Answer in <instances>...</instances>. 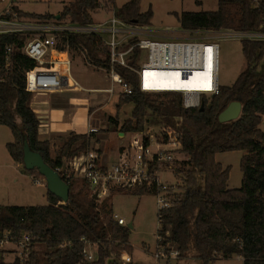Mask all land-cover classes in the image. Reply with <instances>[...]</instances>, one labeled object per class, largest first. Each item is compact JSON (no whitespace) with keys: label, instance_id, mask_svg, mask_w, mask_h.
I'll return each instance as SVG.
<instances>
[{"label":"trees","instance_id":"1","mask_svg":"<svg viewBox=\"0 0 264 264\" xmlns=\"http://www.w3.org/2000/svg\"><path fill=\"white\" fill-rule=\"evenodd\" d=\"M100 5V0H77L65 5L60 16L74 23L92 24V13ZM140 5L141 0H130L116 16L128 24L148 26L153 17L151 8L141 12ZM20 15L38 20L56 18L22 11ZM180 22L183 30L191 32L234 25L239 30L264 31V0L258 7L250 0H220L215 11L183 12ZM2 44L16 48L9 64L0 58V125L9 127L15 138L7 150L14 162L23 165L24 146L28 145L55 170L87 151L95 134L71 133L53 159L50 142L39 138L40 121L30 107L33 94L26 90V73L36 64L20 51L23 38L1 35ZM68 44L83 52L90 65L108 72L113 68L132 87V94H122L118 101V110L134 105L132 119L121 128L123 133L143 131L145 122L152 120L174 123L183 134V152L188 156L183 164L188 169L183 170L185 185L176 205L159 218L162 235L170 227L171 236L164 243L175 244L181 258L193 252L201 264L237 255L243 257V264H264V133L260 128L264 117V41H241L246 68L232 86H220L217 95L204 97V110L185 109L179 93L152 96L140 91L137 74L119 64L112 66L110 51L96 35H71ZM139 55L140 50L135 49L128 59L130 67H138ZM234 101L242 104L239 119L221 123L219 115ZM109 121L118 127L116 118ZM234 151L246 152L240 165L242 185L228 189L230 167L218 163L216 155ZM195 172L202 177L200 183ZM72 189L65 204L48 191L45 206H0V226L17 234L39 236L47 249L44 264H88L83 256L87 242L98 246L93 264H122L114 254L128 247L129 228L111 219L104 222L97 200ZM63 243L66 245L60 247ZM28 264H38L37 252L32 253Z\"/></svg>","mask_w":264,"mask_h":264},{"label":"built area","instance_id":"2","mask_svg":"<svg viewBox=\"0 0 264 264\" xmlns=\"http://www.w3.org/2000/svg\"><path fill=\"white\" fill-rule=\"evenodd\" d=\"M16 1L8 0L7 6L0 14V36L23 38L20 51L36 64L35 68L26 73V90L33 95L83 90L72 76L68 38L71 35L93 34L100 37L103 46L110 51L112 66L119 64L137 74L139 89L144 93L171 92L148 89V85L153 87L157 82L153 76L147 77V74L153 71H175L186 79L196 71L203 72L208 69L210 74L206 77H210L211 90L187 87L182 91H173L182 95L185 109H199L205 95H217L220 91V38L239 42L264 41V31L239 29H203L195 31L204 35L201 38L159 41L151 38L145 26L128 24L116 15L100 24H79L61 17L43 20L23 17ZM250 1L254 7L259 6L260 0ZM135 49L140 50V55L147 54L146 61L139 63L137 68L128 65V59L133 56ZM15 51L14 45L2 44L0 58H4L9 64L11 54ZM109 73L112 83L123 88L122 94H132V87L127 85L113 68ZM110 92H113V88ZM145 126L147 128L143 131L134 132L137 136L120 149L114 164H101L100 151L96 148L72 157L55 170L70 187L76 182L86 186L90 197L97 195V198H106L119 191L153 194L157 199L159 219L163 211L173 208L177 203L178 196L172 193L173 186L164 180L166 173L160 168L170 167L176 155L183 152V134L164 122L147 120ZM156 128L159 130L157 133L153 131ZM260 128L264 133V117ZM97 133L99 129L93 128L88 136ZM170 169L173 173V169ZM111 218L119 226L126 227L124 218L115 213H112ZM169 233L170 230H167L164 236L161 234V228L158 231L153 254L157 261L174 260L180 256L175 244L164 243V239L169 238ZM40 239L31 233L17 234L0 226V264H28L36 246L41 243ZM65 245L66 243H63L60 247ZM97 251V244L87 242L83 250L84 261L93 264ZM121 262L131 264L132 257L122 255Z\"/></svg>","mask_w":264,"mask_h":264},{"label":"rangeland","instance_id":"3","mask_svg":"<svg viewBox=\"0 0 264 264\" xmlns=\"http://www.w3.org/2000/svg\"><path fill=\"white\" fill-rule=\"evenodd\" d=\"M77 0H20L18 6L23 11L28 12L29 14H50L54 17H57L60 12L63 10V7L71 2ZM220 0H141V10L143 12L148 11L151 8L152 11V20L150 25L146 28L148 29L149 35L154 40L159 41H176V40H187V39H197L201 38L204 35L196 32L183 30L182 24L180 22V15L183 12H199V11H215L218 8V3ZM124 0H100V8L96 12L92 13L93 24H100L110 19L113 15H116L118 8L123 4ZM8 4V0H0V14L4 11L5 7ZM117 5V6H116ZM150 27V28H148ZM237 26H233L230 30H236ZM220 63H219V84L220 86H230L232 85L239 74L246 67V60L242 53L241 43L236 40L220 38ZM70 55L72 57V75L73 77L81 84L87 85L92 84L96 86H105L107 81H110L111 73H108L102 69H98L90 65L83 52L79 49H70ZM146 53L139 55L137 65L139 63L146 61ZM264 65V59L261 64V68ZM108 79H107V78ZM116 94L114 98L106 102V99L102 95L94 97L93 94H88L85 92L74 93L72 91L63 90L61 93H64V96L68 97H82L90 102H98L104 99L103 107L91 118L92 121H99V133L94 135L93 139L90 142L89 149H96V144H99L102 141L105 151H112V159L110 162H114L115 152L122 146H126L135 136L134 132L125 133V137L122 135L119 138V134L123 133L121 128L125 122L132 119V111L134 108L133 104H127L118 110V97L122 95L123 88L120 85H115ZM119 93V94H118ZM155 94H164V93H147V95ZM51 97L52 94H46ZM213 95H205V98H211ZM203 97V98H204ZM101 106V105H100ZM117 117L118 127H115L109 119L111 117ZM162 122V121H161ZM164 124L173 126L177 129V125L174 123H168L164 121ZM147 128V126H144ZM154 132H159L158 128L153 130ZM88 135V134H87ZM101 135V136H100ZM10 130L6 126H0V194L5 193L12 194L13 190L16 189L18 184L16 181L19 177V174L25 172L35 175V177L40 178L44 182V187L46 186V179L37 171H28L25 166L16 167L15 164L11 162V157L8 153V150L5 147V144L9 141ZM63 140L59 137H56L54 141L55 148L51 149L52 158L54 159L57 156L58 150L63 145ZM121 147V148H122ZM108 149V150H107ZM243 157L242 151L234 152H225L219 153L216 155V161L224 167H230V177L228 185L231 189L240 188L242 185L243 174L241 171V160ZM188 160L186 153L181 152L176 155L175 161L170 165V167H161L160 169L166 173L164 180H167L173 187L172 193H175L176 197L181 193V187L185 185V171L187 166L183 163ZM13 168L9 167L10 164ZM8 164V166H7ZM10 165V166H11ZM173 169V173L169 170ZM176 169V171H175ZM182 171V173H179ZM196 179L200 183L202 178L198 172H195ZM20 181L26 182L29 185H36L32 178H20ZM17 185V186H16ZM31 185V186H32ZM4 187V189H1ZM32 188L40 191H45L46 188ZM72 190L77 193L78 191L82 192L83 195H89L87 187L76 182L72 186ZM2 190V191H1ZM144 195L136 194L132 191H120L113 192L109 195L110 204L98 203V208L101 209L102 220L106 223L110 221L111 218V208L113 213L119 215L125 219L126 227L132 224V228H129V245L127 248H122V250H116L118 253L114 255L118 259L122 255H130L133 257L134 262L131 264H200L194 253H190L187 257L177 259H170L165 261H157L154 257V252L157 245V234L161 228L158 219V206L157 199L153 194ZM90 196V195H89ZM36 203L46 204V199L42 198V194H37ZM28 202V201H27ZM195 214L194 216L196 215ZM170 230V227H168ZM171 233L167 237H170ZM170 244L174 245L170 242ZM35 251L38 253V264H44L46 262L45 253L47 252L46 245L44 243H39ZM115 251V252H116ZM212 264H243V262L237 257L232 259H218Z\"/></svg>","mask_w":264,"mask_h":264},{"label":"crops","instance_id":"4","mask_svg":"<svg viewBox=\"0 0 264 264\" xmlns=\"http://www.w3.org/2000/svg\"><path fill=\"white\" fill-rule=\"evenodd\" d=\"M19 1L20 0L16 1L17 6L19 4ZM129 1L130 0H124L123 4H121L120 6H117V5L116 6L119 9L125 3L129 2ZM115 2H116V0H115ZM18 9L24 13H28L26 11H23L20 8V6H18ZM141 12H143V11L141 10ZM36 15H39V14H36ZM92 18H93V16H92ZM148 28H150V27H148ZM241 49H242V45H241ZM93 67H95V66H93ZM98 69H101V68H98ZM104 71H106V70H104ZM106 72H108V71H106ZM109 78H110V81L109 82L107 81L108 84L105 86H96V85H92L89 83L87 85H81L74 78L80 84V86L82 87L83 90H78V91L70 90V91H72L74 93L85 92L88 94H93L94 97H97L98 95H102L104 97V99H106V101H105V103H106V102L111 101L116 94V87H115L116 84L112 83L111 77H109ZM232 85H230V86H232ZM112 88H113V92H110V90ZM121 92L122 91H120L119 93H121ZM46 94H52V95L50 97L49 95H46ZM104 99L100 100L98 102H90L89 100H86L82 97H75V98H73L72 96L66 97V96H64V93H61V91L53 92V93L34 94L32 97V100L30 102V107L32 108V110L34 111V113L36 114L37 118L40 121V126H39V138H40V140L49 141L51 144V149H53V148H55V145L53 143H54L56 137L61 138L64 141L63 142V144H64L67 141V139L71 133L86 134L87 135L90 133V130L93 128L100 129L99 128V121L98 120L92 121L91 118L99 111V109L101 107H103ZM119 99L120 98L118 97V100ZM117 117L118 116H116L115 118L117 119ZM0 126H2V125H0ZM9 130H10L9 141H11L12 139L13 140L11 142H8L5 144L6 149H7V144L13 143L15 141L14 135H13L10 128H9ZM122 134L125 137V133H120L119 138L122 137ZM95 135H98V133ZM93 138L94 137H92V139ZM101 144H102V141H100L99 144H96V146H95L100 151V155H101L100 163L103 165L114 164L118 159V154H119V151H120L122 146L118 149V151L115 152V155L117 157L115 158L114 162H110L112 159V151L108 150V149H107L108 151H105L103 145L99 148L98 146ZM242 152H243V156H244L246 154V152L245 151H242ZM11 162L13 164H15L16 167L17 166L18 167L23 166L22 164H18L16 162H14L12 157H11ZM10 165H9V167L13 168L12 165L11 166ZM7 166H8V164H7ZM224 168H227V167H224ZM28 176L30 178H32L34 183L36 184V185L31 184L32 186H35V188H40V189L46 188V192L36 190V189L32 188L31 185L26 184V182L20 181V178L26 179V178H28ZM36 181H39V183H37ZM14 182L16 184H18V186L16 185L17 187H16V189L13 190L11 195L8 193H5L4 190L3 191L1 190L3 193L0 194V206H45L48 204V189L46 186L44 187L45 184L43 181L40 180V178L35 177V175H33V174L23 172V173H21V175L19 174L18 179ZM1 189H4V187H2ZM228 189H231L229 187V185H228ZM122 192H124V191H122ZM38 193L42 194L43 199H46V201H47L46 204H39V203L35 202L38 199V197H37ZM110 198H111V196L110 197L108 196L106 198H97L96 200L98 203H105L106 202L111 207ZM111 213H113L112 208H111ZM93 250L96 252V247H94ZM234 257H237L242 262L244 261L243 257L240 255H237ZM132 261L134 262L133 257H132ZM200 264H201V262H200Z\"/></svg>","mask_w":264,"mask_h":264},{"label":"water","instance_id":"5","mask_svg":"<svg viewBox=\"0 0 264 264\" xmlns=\"http://www.w3.org/2000/svg\"><path fill=\"white\" fill-rule=\"evenodd\" d=\"M60 17L58 15L56 18L59 19ZM200 109L204 110V104L201 105ZM241 111V102L234 101L219 115V121L221 123L235 121L239 119ZM23 165L28 171L37 170L46 179V187L51 194L58 197L64 204L69 201L71 187L61 178L56 170L44 161L39 153L30 150L28 145L24 146ZM93 198L96 200L97 195ZM132 227V224L129 225V228Z\"/></svg>","mask_w":264,"mask_h":264},{"label":"bare ground","instance_id":"6","mask_svg":"<svg viewBox=\"0 0 264 264\" xmlns=\"http://www.w3.org/2000/svg\"><path fill=\"white\" fill-rule=\"evenodd\" d=\"M210 72L205 71H196L194 74H191L190 77L183 79L181 75H179L175 71H153L147 74V77L153 76L156 79V84L153 87L148 85L149 90H157L159 92L164 91H182L188 88H198L211 90L212 83L209 81Z\"/></svg>","mask_w":264,"mask_h":264}]
</instances>
